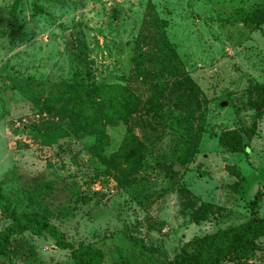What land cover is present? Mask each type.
Listing matches in <instances>:
<instances>
[{
    "label": "rangeland",
    "instance_id": "1",
    "mask_svg": "<svg viewBox=\"0 0 264 264\" xmlns=\"http://www.w3.org/2000/svg\"><path fill=\"white\" fill-rule=\"evenodd\" d=\"M262 6L264 0H0V232L11 225V212L21 220L38 213L63 240L102 251L107 264H150L246 222L253 209L264 219V24L248 29L237 14ZM155 17L166 22L163 33L199 88L196 105L180 94L168 103L182 76L170 77L151 59L161 38L153 39ZM80 77L129 86L139 97L128 126L147 151L132 174L116 179L91 158L84 102L69 98L60 106L55 120L68 135L53 145L26 130L43 116L19 86L44 98ZM199 124L197 151L181 164L184 142ZM125 129L106 127L107 155ZM228 129L240 132L245 151L219 144ZM13 248L15 259L1 255L0 264H78L48 232L13 234ZM221 264H264V236L248 259Z\"/></svg>",
    "mask_w": 264,
    "mask_h": 264
},
{
    "label": "trees",
    "instance_id": "2",
    "mask_svg": "<svg viewBox=\"0 0 264 264\" xmlns=\"http://www.w3.org/2000/svg\"><path fill=\"white\" fill-rule=\"evenodd\" d=\"M237 14L240 21L248 29L256 30L264 24V6L252 8L247 12L238 11ZM155 21L158 23V30L157 34L153 35V39L158 38V36L161 38L159 39V44L157 43L158 45L154 46L155 51L150 55L151 59L155 62L158 61L160 70L165 71L170 77L182 76L181 78L175 77L172 90L181 91V100H184L183 102L187 106L196 105V97L194 95L199 91V88L182 70V66L179 65L175 49L163 33L166 22L158 21L157 17H155ZM144 39L146 38L143 37ZM67 46L72 53H76L72 40L67 42ZM140 61V59L139 61L137 59L136 68H139ZM18 89L35 105L39 114L43 116L40 122H33L26 127V130L35 136L40 144L53 145L68 135V131L55 119L59 116L60 106L67 99L73 98L84 102L82 108L84 112L81 115V119L86 126L85 128L94 135L91 158L95 163L102 167L105 173L111 174L113 170L116 173L113 174L116 179H120L122 174H132L141 166L147 148L128 126V122L136 113L139 105V97L129 86L98 84L92 81L90 77L85 80L80 77L66 82L59 92L44 98L30 87L19 86ZM202 117L203 114H200V123H203ZM119 123L126 124L122 140L118 149L107 155L106 149L110 145V136L105 129L107 126H116ZM201 130L202 127L199 124L198 128L193 130L194 137L192 142H186L185 140L181 156H179L181 164L187 162L186 154L192 155V153L197 151L196 146L194 147L193 144L201 139ZM252 135L253 133L249 132L247 134L248 139ZM218 142L231 152L238 153L246 150L243 137L236 129L222 131L218 136ZM189 148H192L190 152ZM170 170L173 173V170ZM231 172L235 176L239 175V172L234 169ZM259 197L260 192H257L252 200L253 206H257ZM2 208L4 212H7L9 206L2 204ZM10 217L12 218L11 225L0 232V256L6 255L14 260L18 252L15 251V248L10 250L11 237L13 234L28 230L37 236H41L45 232L52 234L56 246L61 250H69L71 257L78 264H107L102 251L99 249L85 244L75 246L71 242L63 240L62 234L57 233L43 215L34 213L21 220L19 216L11 212ZM263 236L264 219L253 209L251 210V217L246 222L203 237L194 238L183 244L179 253L171 260L164 263L150 264H221L230 259L241 261L248 259L252 255L256 240ZM116 264L131 263L121 261Z\"/></svg>",
    "mask_w": 264,
    "mask_h": 264
},
{
    "label": "water",
    "instance_id": "3",
    "mask_svg": "<svg viewBox=\"0 0 264 264\" xmlns=\"http://www.w3.org/2000/svg\"><path fill=\"white\" fill-rule=\"evenodd\" d=\"M180 93H181V91H177V92L172 93L168 97V103L172 105L174 103L175 96L178 95V94H180ZM226 104H227V102H223L222 104H220V107L223 108V107L226 106ZM174 170H176V169H174Z\"/></svg>",
    "mask_w": 264,
    "mask_h": 264
}]
</instances>
